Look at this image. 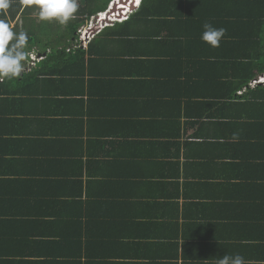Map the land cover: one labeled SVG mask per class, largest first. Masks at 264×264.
Here are the masks:
<instances>
[{
	"label": "crops",
	"instance_id": "1",
	"mask_svg": "<svg viewBox=\"0 0 264 264\" xmlns=\"http://www.w3.org/2000/svg\"><path fill=\"white\" fill-rule=\"evenodd\" d=\"M152 2L137 9L133 35L111 38L83 61L85 79L94 83L79 96L77 114L49 116L62 121L61 137L70 135L72 143L58 148L52 168L60 173L69 165V176L80 174L69 178L73 189L50 192L54 204L32 216L29 229L18 227L14 250L23 264L102 262L86 257V235L111 233L116 239L118 212L88 182L113 175L111 197L118 201L128 185L129 201L143 199L140 211L129 210L139 221L135 231L164 234L165 219L176 229L165 257L177 249V259L153 263L216 264L227 253L264 264V73L246 80L253 71L244 47L251 41L246 23L260 14L257 5L264 0ZM206 22L226 29L219 48L201 41ZM38 50L29 52L37 58L31 67L45 55ZM26 138L34 142L35 135ZM17 152L14 169L28 159L24 149ZM80 184L79 197L67 198L79 193ZM202 236L204 243L191 247ZM158 249L163 246L151 247V254L164 257Z\"/></svg>",
	"mask_w": 264,
	"mask_h": 264
},
{
	"label": "trees",
	"instance_id": "2",
	"mask_svg": "<svg viewBox=\"0 0 264 264\" xmlns=\"http://www.w3.org/2000/svg\"><path fill=\"white\" fill-rule=\"evenodd\" d=\"M110 1L112 0H77L78 11L75 18L64 26L56 24L54 33H51L52 22L40 21L36 23L34 20L31 21L29 16L35 7H25L20 3V0H10L9 9L0 14V19H6L14 31L27 33L29 37L28 46L25 49L27 53L35 46L38 47V51L45 53L43 58L33 67L27 64V56L24 71L19 78L0 81V264H23L24 261L17 259L16 250H14V246L17 245L15 242L18 240V227L26 225L24 227L29 229L32 225L29 223L31 217L40 215L44 209L43 206L49 205L46 206L49 208L54 204L55 196L51 197V191L61 193L66 189V185L71 187L69 189L76 186L73 185V180L69 178L76 177L80 173L69 176V165H67L68 170L60 173L52 168L51 159L57 158L58 155L55 152L59 153L58 148L62 149L66 141L69 145L72 143L69 134L68 137H61L62 121L53 117L49 120V116L57 115L56 117H59L63 114H77L78 103L83 100L79 96L86 95V87L88 88L90 83H94L90 82L88 78L85 79L86 71H83V61L90 60L92 54L97 55L96 48H100L104 42L111 38H126L134 34L139 21L133 19L140 17L137 9L141 8L145 0H141L140 6L138 5L127 17V20L130 19V21L124 19L111 27L104 28L97 36L95 35L96 37L94 36L95 38L86 48H74L77 30L81 26H86L92 16L104 12ZM152 1L154 4L159 0ZM257 7L262 8L258 12L260 14L254 17L251 23H246V26L250 28L248 38L251 41L244 43L245 58L250 70L253 71L247 75L246 80H251L264 73V5L258 4ZM18 21L22 22L20 26ZM133 24L135 25L133 26ZM231 44H233L234 49L238 47V43ZM47 50L49 51L47 52ZM81 67L83 79L80 80L81 84H79L76 77ZM89 74L91 73L88 72V77ZM233 77H239V75ZM30 116L35 117L33 122L36 128L34 129L30 126ZM32 134L35 135L34 142L30 138H26ZM18 147L24 149L28 159L24 163V167L20 165V169H14L13 165L17 163L15 156L18 154ZM30 156L33 160H30ZM71 156L78 159L79 154L74 155L72 153ZM114 159L111 158L109 163ZM90 163L88 161L87 164ZM61 175L63 177H59ZM114 176L100 180L93 179L88 183L93 182L95 184L92 187L97 188L100 197L109 198L107 205H115L113 207L118 212L119 231L115 234L116 239L112 237L114 234L111 233H104L100 236L97 233L92 234V232L87 234L86 238L89 243L85 245L84 249L87 254L86 257L92 255L93 258L103 259L102 262L94 264H142L138 260L144 261L143 264H156L153 263L155 258L177 259V249L173 256L165 257L166 251L168 250L170 253V246L172 248L171 238L174 233L176 235V229L173 225L165 219L164 234L161 231H148L145 235L135 231L138 230L139 221L134 219L135 214L129 210H139L138 205L142 204L143 199L134 201V203L129 201L130 193H125L129 188L127 185L124 192H120L122 195L116 201L110 196V193H114L112 190ZM13 177L15 178L13 179ZM77 186L79 193H68L67 195L73 197L67 198L79 197L82 184ZM16 195L17 198H15ZM125 198L129 201L128 203ZM78 204L83 205V203ZM109 209L111 208L109 207ZM112 213L116 216L114 211ZM28 225L29 227H27ZM39 228L45 230L42 226ZM204 238V236L201 238L194 237L191 247L197 249L198 243L201 244ZM107 239L108 241H106ZM158 245L163 246V249H158V251H163L164 257L159 254H151L150 248ZM101 250L106 251L100 252ZM199 253L204 254L205 252ZM30 263L82 264L81 262L70 263L68 261L55 262L49 259L31 261ZM87 264H93V262ZM167 264L175 263L168 262Z\"/></svg>",
	"mask_w": 264,
	"mask_h": 264
},
{
	"label": "clouds",
	"instance_id": "3",
	"mask_svg": "<svg viewBox=\"0 0 264 264\" xmlns=\"http://www.w3.org/2000/svg\"><path fill=\"white\" fill-rule=\"evenodd\" d=\"M112 1L115 3V0ZM140 1L134 5L138 6ZM20 3L25 7L35 6L38 11L37 18L39 21L55 22L61 26L67 25L70 20L74 19L78 11L77 0H20ZM10 6V0H0V14L5 13ZM113 24L103 27L102 30ZM225 34L226 29L216 28L211 23L206 22L203 24L200 39L209 47L215 49L220 47ZM28 42L27 33L14 31L6 19H0V81L21 76L28 56L25 51ZM215 262L216 264H246L243 256L239 254L229 255L227 253L222 257L215 258Z\"/></svg>",
	"mask_w": 264,
	"mask_h": 264
},
{
	"label": "built area",
	"instance_id": "4",
	"mask_svg": "<svg viewBox=\"0 0 264 264\" xmlns=\"http://www.w3.org/2000/svg\"><path fill=\"white\" fill-rule=\"evenodd\" d=\"M136 0H115L106 8L104 12L98 13L94 16L93 22L83 26L78 31L76 43L74 48L85 46L93 37L98 34L103 27L111 25L116 21H121L127 18V14L133 9Z\"/></svg>",
	"mask_w": 264,
	"mask_h": 264
},
{
	"label": "rangeland",
	"instance_id": "5",
	"mask_svg": "<svg viewBox=\"0 0 264 264\" xmlns=\"http://www.w3.org/2000/svg\"><path fill=\"white\" fill-rule=\"evenodd\" d=\"M35 7V6H34ZM95 16V15H94ZM94 16H92L90 19H89V21H88V24H90V23H92L93 22V19H94ZM30 19H31V21H35L36 23H38V22H40L39 20H38V11H37V9L35 8L34 10H32V12H31V14H30ZM18 20H20V19H18ZM21 21V20H20ZM20 21H18V24H19V26L21 25V23L22 22H20ZM56 24L57 23H55V22H52V30H51V33H54V27L56 26ZM62 28V27H61ZM83 28V26H81L78 30H77V32H76V35L78 34V31H80L81 29ZM86 44V43H85ZM29 55H28V60H27V64H31V61L32 62H34L35 60H37V58L35 57V55H34V53L33 52H31V53H28Z\"/></svg>",
	"mask_w": 264,
	"mask_h": 264
},
{
	"label": "snow or ice",
	"instance_id": "6",
	"mask_svg": "<svg viewBox=\"0 0 264 264\" xmlns=\"http://www.w3.org/2000/svg\"><path fill=\"white\" fill-rule=\"evenodd\" d=\"M137 3H139V0H137Z\"/></svg>",
	"mask_w": 264,
	"mask_h": 264
}]
</instances>
